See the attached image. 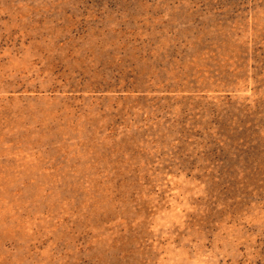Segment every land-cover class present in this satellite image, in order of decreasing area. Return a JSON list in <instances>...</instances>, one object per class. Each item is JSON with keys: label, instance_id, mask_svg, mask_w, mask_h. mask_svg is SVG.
I'll use <instances>...</instances> for the list:
<instances>
[{"label": "rangeland", "instance_id": "rangeland-1", "mask_svg": "<svg viewBox=\"0 0 264 264\" xmlns=\"http://www.w3.org/2000/svg\"><path fill=\"white\" fill-rule=\"evenodd\" d=\"M0 264H264V0H0Z\"/></svg>", "mask_w": 264, "mask_h": 264}]
</instances>
